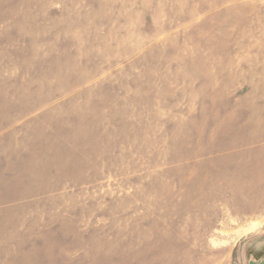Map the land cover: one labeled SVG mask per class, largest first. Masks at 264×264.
<instances>
[{
	"label": "rangeland",
	"instance_id": "374dc122",
	"mask_svg": "<svg viewBox=\"0 0 264 264\" xmlns=\"http://www.w3.org/2000/svg\"><path fill=\"white\" fill-rule=\"evenodd\" d=\"M264 258V0H0V264Z\"/></svg>",
	"mask_w": 264,
	"mask_h": 264
},
{
	"label": "water",
	"instance_id": "95a60500",
	"mask_svg": "<svg viewBox=\"0 0 264 264\" xmlns=\"http://www.w3.org/2000/svg\"><path fill=\"white\" fill-rule=\"evenodd\" d=\"M249 264H264V258L261 261L251 260Z\"/></svg>",
	"mask_w": 264,
	"mask_h": 264
}]
</instances>
